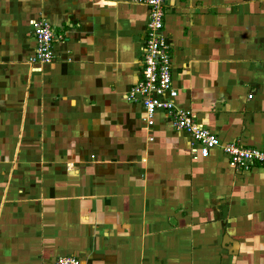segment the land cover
Instances as JSON below:
<instances>
[{"label":"crops","instance_id":"crops-1","mask_svg":"<svg viewBox=\"0 0 264 264\" xmlns=\"http://www.w3.org/2000/svg\"><path fill=\"white\" fill-rule=\"evenodd\" d=\"M177 107L220 143L264 147V0H166ZM149 8L0 0V264H264V165L198 153L140 78ZM53 28L32 64L31 20ZM165 94L162 95L164 97Z\"/></svg>","mask_w":264,"mask_h":264},{"label":"built area","instance_id":"built-area-1","mask_svg":"<svg viewBox=\"0 0 264 264\" xmlns=\"http://www.w3.org/2000/svg\"><path fill=\"white\" fill-rule=\"evenodd\" d=\"M134 3L147 5L148 20L146 37L142 46V69L140 78L127 91V98L140 100L145 111L148 125L154 121L157 109L166 112L170 125L184 130L199 144L198 153L206 156L209 149L220 146L228 156L229 165L235 169L248 168L253 163L264 165V147L254 148L241 146L236 142L220 143L217 136L205 125L195 119V115L187 109L176 106L177 90L172 85L171 59L168 45L162 34L164 9L166 0H131ZM32 33L35 40L33 54L29 57L32 64H45L53 59V28L44 19L31 20ZM165 94L164 97L162 95ZM53 264H81L72 256H59Z\"/></svg>","mask_w":264,"mask_h":264}]
</instances>
